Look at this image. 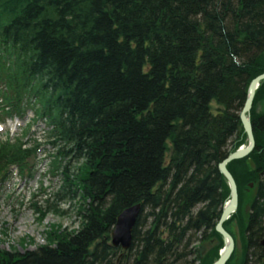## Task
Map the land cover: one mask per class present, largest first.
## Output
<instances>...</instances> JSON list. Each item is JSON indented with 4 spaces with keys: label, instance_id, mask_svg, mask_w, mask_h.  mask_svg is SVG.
Segmentation results:
<instances>
[{
    "label": "trees",
    "instance_id": "trees-1",
    "mask_svg": "<svg viewBox=\"0 0 264 264\" xmlns=\"http://www.w3.org/2000/svg\"><path fill=\"white\" fill-rule=\"evenodd\" d=\"M263 73L264 0H0V120L32 112L46 125L55 196L78 198L80 217L32 251L0 249V264H213L230 195L218 165L247 145L239 115ZM260 105L264 80L255 148L226 166L238 205L223 228L238 247L225 264H264ZM29 134L0 140V185L34 177L41 144ZM136 204L123 252L110 235Z\"/></svg>",
    "mask_w": 264,
    "mask_h": 264
},
{
    "label": "rangeland",
    "instance_id": "rangeland-1",
    "mask_svg": "<svg viewBox=\"0 0 264 264\" xmlns=\"http://www.w3.org/2000/svg\"><path fill=\"white\" fill-rule=\"evenodd\" d=\"M216 107V105H213ZM33 114L28 112L22 120H7L0 125V140L6 133L10 137L21 134L28 128V140H36L41 144V152L38 154L34 166V177L31 180L19 178L14 172L12 177L4 185L0 186V249L8 252L18 251L24 253L32 251L35 247L45 245V231L51 225H59L67 231L76 230L79 227L80 217L77 213L76 201L66 198L57 199V193L62 186L61 171L52 175L50 163L56 153L46 135L47 127L42 122H32ZM79 162L71 161L67 166L71 173L75 172ZM66 161L63 162V166ZM46 211L42 221H38L39 214L35 207ZM29 238L33 244L26 243ZM238 244V242L236 241ZM239 257V251L237 252Z\"/></svg>",
    "mask_w": 264,
    "mask_h": 264
},
{
    "label": "water",
    "instance_id": "water-1",
    "mask_svg": "<svg viewBox=\"0 0 264 264\" xmlns=\"http://www.w3.org/2000/svg\"><path fill=\"white\" fill-rule=\"evenodd\" d=\"M264 80V73L253 79L249 85L245 103L240 112V120L243 130L247 137V145L239 147L236 151L229 154L219 165L220 173L225 177L230 190L229 201L225 204L220 218L215 226L216 232L221 235L223 239V248L219 253V258L213 264H225L234 251L235 243L231 235H229L223 228V223L233 214L238 205L237 187L232 175L227 170V164L234 160H239L249 155L255 148V141L253 137V127L250 123L249 115L252 108L253 99L259 83ZM252 188L253 185L249 184ZM141 211V205L136 204L123 210L117 217L115 226L111 232L110 244L113 248H119L126 252L130 249L132 244V232L136 220ZM262 252L264 253V239L260 242Z\"/></svg>",
    "mask_w": 264,
    "mask_h": 264
},
{
    "label": "flooded vegetation",
    "instance_id": "flooded-vegetation-1",
    "mask_svg": "<svg viewBox=\"0 0 264 264\" xmlns=\"http://www.w3.org/2000/svg\"><path fill=\"white\" fill-rule=\"evenodd\" d=\"M255 115L257 117L254 121H252L254 128L260 132V134H264V121L261 120V117L264 116V105H260L259 108L256 110ZM258 160H264V156L258 157ZM253 185V184H252ZM254 187V185H253ZM252 187V188H253ZM249 187V189H252Z\"/></svg>",
    "mask_w": 264,
    "mask_h": 264
}]
</instances>
